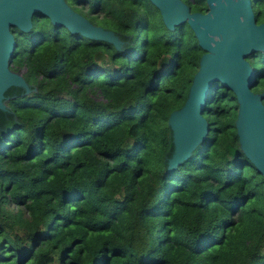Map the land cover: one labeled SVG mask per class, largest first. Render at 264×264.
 <instances>
[{"label": "trees", "instance_id": "1", "mask_svg": "<svg viewBox=\"0 0 264 264\" xmlns=\"http://www.w3.org/2000/svg\"><path fill=\"white\" fill-rule=\"evenodd\" d=\"M66 1L131 47L38 14L13 27L9 66L31 90L0 109V264H264V183L241 155L233 91L211 84L205 139L165 167L168 115L204 52L188 23L169 29L150 0ZM247 59L264 92V50Z\"/></svg>", "mask_w": 264, "mask_h": 264}, {"label": "water", "instance_id": "2", "mask_svg": "<svg viewBox=\"0 0 264 264\" xmlns=\"http://www.w3.org/2000/svg\"><path fill=\"white\" fill-rule=\"evenodd\" d=\"M169 29L187 22L204 50L183 104L167 119L172 142L165 167L187 159L205 139L208 122L202 114L211 84L233 91L237 100L234 122L241 155L264 183V92L252 89L256 72L247 56L264 50V21L257 22L252 0H205L206 10H191L183 0H150ZM46 16L73 33L130 49L133 36L95 24L66 0H0V109L30 93L21 72L9 66L16 46L13 27L28 31L32 16Z\"/></svg>", "mask_w": 264, "mask_h": 264}, {"label": "flooded vegetation", "instance_id": "3", "mask_svg": "<svg viewBox=\"0 0 264 264\" xmlns=\"http://www.w3.org/2000/svg\"><path fill=\"white\" fill-rule=\"evenodd\" d=\"M256 3V0H252V8H253V11H254V13H255V11H256V9H258V8H256V6L255 5H253V4H255ZM206 10V8H204V10H200V11H205Z\"/></svg>", "mask_w": 264, "mask_h": 264}, {"label": "rangeland", "instance_id": "4", "mask_svg": "<svg viewBox=\"0 0 264 264\" xmlns=\"http://www.w3.org/2000/svg\"><path fill=\"white\" fill-rule=\"evenodd\" d=\"M261 10H264V3L260 5Z\"/></svg>", "mask_w": 264, "mask_h": 264}]
</instances>
